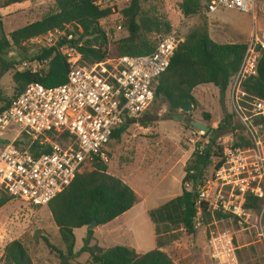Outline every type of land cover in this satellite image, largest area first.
<instances>
[{
	"label": "built area",
	"instance_id": "1",
	"mask_svg": "<svg viewBox=\"0 0 264 264\" xmlns=\"http://www.w3.org/2000/svg\"><path fill=\"white\" fill-rule=\"evenodd\" d=\"M264 0H211L203 13L220 10L254 15ZM56 30L30 42L43 49L56 48L73 35ZM121 32L122 24L117 27ZM183 40L174 28L151 55L110 58L82 67L81 55L63 46L70 72L64 85L46 88L31 84L8 109L0 113V129L17 125L21 136L0 153V195L35 207L48 206L67 189L86 166L109 162L108 145L114 132L134 124L152 107L159 79L167 72ZM264 29L255 26L241 67L228 91L231 109L242 124L250 146H237L228 138L219 144L223 155L205 171L199 183H187L196 191L195 228L206 232L213 264H241L240 235L251 236L264 246V99L245 91L258 75ZM79 59H74L76 57ZM44 62L22 61L17 72L40 73ZM202 144L206 133L198 130ZM194 145L191 149L197 148ZM253 200L262 203L256 213Z\"/></svg>",
	"mask_w": 264,
	"mask_h": 264
},
{
	"label": "trees",
	"instance_id": "2",
	"mask_svg": "<svg viewBox=\"0 0 264 264\" xmlns=\"http://www.w3.org/2000/svg\"><path fill=\"white\" fill-rule=\"evenodd\" d=\"M53 1L57 6L56 13L12 32L9 38L0 37V61H3L2 57L6 51L14 47L25 50L24 46L28 42L50 32L65 30L67 26H72L77 32L68 30V35H73L72 40L68 41L65 38L58 47L43 49L40 55L31 60L49 61L48 68L40 73L17 72L14 63L6 64L7 72L11 69L15 70L13 80L16 93L10 99L0 97V113L8 109L12 101L31 84L37 83L46 88H54L68 82L70 64L68 57L61 51L63 46L75 48L82 57L81 66L91 67L110 58L151 55L155 52L158 43L174 29L164 18L148 12L146 14L142 9V0H131L130 5L120 11L128 36L117 42H111L107 31L101 26V21L114 15L113 8H101L98 0ZM210 1L181 0L179 10L186 18L203 15ZM17 3L20 1L11 0L6 6ZM153 34L159 35V38L153 40L150 37ZM247 47L248 43H217L212 39L206 25L193 28L179 44L169 69L159 79L154 104L164 106L167 117L184 114L185 118H188L191 114L183 112V107L190 104L196 108L199 103L195 91L206 85L217 87L224 102L233 78L241 67ZM245 91L264 99V49L261 50L258 75L245 84ZM235 119L240 124L241 132L234 138V144L251 145L235 113H225L216 129L208 124L211 118L206 116L203 123L211 129L207 135L215 132L216 136L205 144H198L194 149L185 169L182 194L149 212L156 226L159 249L138 254L134 249L126 246L104 249L92 244L95 240V232L89 230V226L94 220H97V227L107 225L129 212L138 202L134 190L121 179L109 175L108 164L101 161L94 162L92 171L79 173L72 184L47 206L59 229L65 249L55 248L45 238L47 246L58 252L61 260L69 257L71 261L67 264H74L83 253L90 255L89 261L85 264H175L160 248L172 245L183 237H193L197 234L194 222L197 214L196 191L189 192L186 185L190 182L199 183L204 178L205 171L210 166L218 164L224 149L219 145L221 141L217 142V138L237 130L233 123ZM160 120L163 119L158 117L149 119L144 125L148 127ZM191 121L195 120H189V127L196 129L190 125ZM130 125L128 123L117 129L111 141L120 140ZM12 200L6 194L0 195V209ZM252 202L254 211L258 213L262 203L258 200ZM83 228H88L87 236L82 249L75 252V230ZM242 237L244 235H240L239 241ZM255 245L262 246L258 243ZM240 250L239 244L238 257ZM1 262L2 264H34L22 240H15L6 246ZM240 263L243 264L241 260Z\"/></svg>",
	"mask_w": 264,
	"mask_h": 264
},
{
	"label": "rangeland",
	"instance_id": "3",
	"mask_svg": "<svg viewBox=\"0 0 264 264\" xmlns=\"http://www.w3.org/2000/svg\"><path fill=\"white\" fill-rule=\"evenodd\" d=\"M9 1L11 0H0V37L9 38L12 32L57 12V6L53 0H18L20 3L6 6ZM130 2L131 0H98V5L101 8H113L114 10L113 16L101 21V26L107 31L111 42H117L128 36V32L124 27V18L120 11L129 6ZM180 2L181 0H142L141 5L146 14L148 12L160 16L170 22L174 28H180L183 38L193 28L206 25L212 39L217 43L247 44L252 38L256 25L259 29H264V8L262 5H259L256 10L257 19L255 21L253 13L247 14L233 10H220L211 16L197 15L186 18L179 10ZM120 24L123 26L121 32L117 30ZM71 30L77 32L75 28ZM150 37L157 40L159 35L153 34ZM24 47L25 50L14 47L6 51L2 57L3 61H0V97L2 99L13 98L16 93V85L13 80L15 70L11 69L7 72L6 64L14 63L18 65L25 60L31 61L43 51V47L37 43L28 42ZM81 62L82 57H80L78 63L82 65ZM48 64L49 61L44 62L43 70L48 68ZM195 94L199 105L196 108L193 107L190 112L191 116L184 118L182 122L167 117L164 106L153 104L142 118L130 125V128L120 140H112L108 145L109 162L107 164H110L115 158L122 166H125L131 173L129 179L134 180L135 189L139 193L147 192V186L152 185V181H154V179L147 176V163H154L156 158L151 160L147 158V154H174L168 163L171 172L162 183V186L169 188L168 194L180 195L185 177V166H187L194 151L191 147L202 144L197 129L189 127V120L203 123L206 116H209L211 122L208 124L216 129L225 113L234 114L229 103L228 94L223 102L219 89L214 85L201 86L195 91ZM157 117L163 120L154 122L153 125L148 127L144 125L147 120ZM233 123L237 130L219 136L217 142L228 138L234 139L241 132L238 121L235 119ZM20 136L21 130L17 125L13 124L5 130L0 129V153ZM214 136H216L215 132L208 135L206 133V142ZM161 167L155 166L152 170L156 171V168ZM92 170V166H86L81 173ZM130 218L128 219V225L145 226L142 221L138 222L136 219L132 223ZM116 226L117 224L114 225V227ZM87 232L88 228L87 230L83 228L75 231L76 251L82 249L84 245L83 237ZM203 232V230H198L196 244L188 248L193 254L189 258L191 263L205 264L209 262L208 258L202 253L205 251L200 242ZM134 235L135 238L138 237L137 233H134ZM122 237L128 238V235L124 234ZM45 238L55 248L65 249L60 238L59 229L55 225L52 213L47 206L35 207L19 200H12L0 209V264H2L1 260L6 246L15 240L24 242L34 264H62L64 259L61 260L59 253L54 252L47 246ZM120 239H116V241L123 240ZM188 242L186 239L183 246L189 247ZM254 242L255 239L251 236L240 238L241 250L239 251V257L243 264H264V246L259 245L256 247ZM110 245L112 246V244ZM243 246L246 247L243 248ZM67 258L66 264L71 261L69 257Z\"/></svg>",
	"mask_w": 264,
	"mask_h": 264
},
{
	"label": "crops",
	"instance_id": "4",
	"mask_svg": "<svg viewBox=\"0 0 264 264\" xmlns=\"http://www.w3.org/2000/svg\"><path fill=\"white\" fill-rule=\"evenodd\" d=\"M173 156L174 154H147V158H150L151 160H154L156 158V161L154 163H147V176L154 179V181H152V185L147 186V192L143 193H139L135 189L134 180L132 181L129 179L131 173L129 172V170H127V168H125V166H122L119 161L114 158L111 163L108 164V174L121 179L124 183L129 185L136 193L138 197V202L133 209L120 216L113 222L104 226H99L94 234L95 240L93 241V245H98L99 247L104 249L116 246H126L134 249L138 254H146L156 249H159L156 226L152 222L149 216V212L151 210L160 208L170 200L182 194H168L169 188L162 186V183L167 179L168 175L171 172L168 163L169 159ZM155 166L162 167L156 168V171H153L152 168ZM129 218L132 219V223L136 219L138 222L142 221L145 226H134V224L128 225ZM116 224L117 226L114 227V225ZM85 229L87 230V228ZM103 229L108 230L104 231ZM134 233H137L138 237L135 238ZM124 234H126V236L128 235V238H123L122 235ZM86 236L87 234L83 237V242ZM120 238H122L123 240L116 241V239ZM186 239L189 241V247L183 246V243L184 241H186ZM196 239L197 234L193 237H183L176 243L160 248V250L167 254L174 261L175 264H197L195 262L191 263L189 261V258L192 257L193 254L190 252V249H188L196 244ZM200 242L202 248L205 250L202 253L209 260V262L205 264H213L210 258V252L205 231L202 234V239H200ZM110 244H112V246ZM75 252H79L76 251V247ZM89 258V254L83 253L82 255H80L79 258L75 260L74 264H85L89 261Z\"/></svg>",
	"mask_w": 264,
	"mask_h": 264
},
{
	"label": "water",
	"instance_id": "5",
	"mask_svg": "<svg viewBox=\"0 0 264 264\" xmlns=\"http://www.w3.org/2000/svg\"><path fill=\"white\" fill-rule=\"evenodd\" d=\"M193 109V106H191L190 104H186L183 107V112L185 113H190ZM185 118L184 114H179V115H174L172 117V120L177 121V122H182ZM190 125L193 126L194 128L204 131L205 133H209L210 132V128H208L204 123L201 122H197V121H191ZM98 226L97 220H94L92 222V224L89 226V230L94 231L96 229V227ZM68 258L64 259L62 264H66Z\"/></svg>",
	"mask_w": 264,
	"mask_h": 264
}]
</instances>
